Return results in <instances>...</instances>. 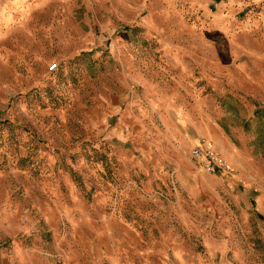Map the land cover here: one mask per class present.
<instances>
[{"label": "rangeland", "instance_id": "1", "mask_svg": "<svg viewBox=\"0 0 264 264\" xmlns=\"http://www.w3.org/2000/svg\"><path fill=\"white\" fill-rule=\"evenodd\" d=\"M0 264H264V0H0Z\"/></svg>", "mask_w": 264, "mask_h": 264}, {"label": "built area", "instance_id": "2", "mask_svg": "<svg viewBox=\"0 0 264 264\" xmlns=\"http://www.w3.org/2000/svg\"><path fill=\"white\" fill-rule=\"evenodd\" d=\"M192 157L208 171L232 174L233 168L228 161L217 151L211 150L202 144L196 145L191 151Z\"/></svg>", "mask_w": 264, "mask_h": 264}, {"label": "bare ground", "instance_id": "3", "mask_svg": "<svg viewBox=\"0 0 264 264\" xmlns=\"http://www.w3.org/2000/svg\"><path fill=\"white\" fill-rule=\"evenodd\" d=\"M209 145H210V144H209ZM210 146H211V148H213L212 145H210Z\"/></svg>", "mask_w": 264, "mask_h": 264}]
</instances>
